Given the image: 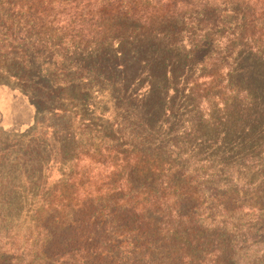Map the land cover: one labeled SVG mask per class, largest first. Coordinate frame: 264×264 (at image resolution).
<instances>
[{
  "label": "trees",
  "instance_id": "16d2710c",
  "mask_svg": "<svg viewBox=\"0 0 264 264\" xmlns=\"http://www.w3.org/2000/svg\"><path fill=\"white\" fill-rule=\"evenodd\" d=\"M0 86V264H264V0H0Z\"/></svg>",
  "mask_w": 264,
  "mask_h": 264
},
{
  "label": "rangeland",
  "instance_id": "374dc122",
  "mask_svg": "<svg viewBox=\"0 0 264 264\" xmlns=\"http://www.w3.org/2000/svg\"><path fill=\"white\" fill-rule=\"evenodd\" d=\"M5 58L1 57V60ZM34 118L35 109L27 96L18 89L0 86V128L25 131L33 124ZM13 144L16 142L7 146Z\"/></svg>",
  "mask_w": 264,
  "mask_h": 264
}]
</instances>
